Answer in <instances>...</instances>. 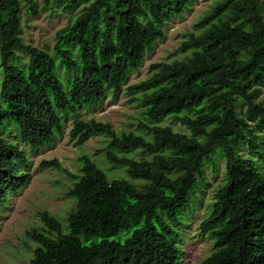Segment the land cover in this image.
Here are the masks:
<instances>
[{
  "label": "trees",
  "instance_id": "16d2710c",
  "mask_svg": "<svg viewBox=\"0 0 264 264\" xmlns=\"http://www.w3.org/2000/svg\"><path fill=\"white\" fill-rule=\"evenodd\" d=\"M196 0H43L79 9L56 34L51 52L23 41L21 14L37 15V0H0V130L32 150L54 143L64 120L80 108L117 99L144 55L165 37L166 22ZM171 62L150 65V76L127 88L142 107L144 133L117 134L109 124L75 119L68 133L75 146L91 136L109 139L105 158L125 170L108 180L89 157L67 196L75 207L67 229L41 215L45 233L28 236L37 247L27 264H182L175 225L190 202L204 165L225 161V179L211 211L199 224L214 251L199 264H264V170L251 158L264 138V0H214ZM21 56L27 57L23 61ZM65 71V81L59 72ZM131 100V101H133ZM246 106L243 115L237 107ZM170 119L189 134L159 125ZM139 150L143 155H128ZM18 144L0 138V214L30 175ZM45 168H60L55 160Z\"/></svg>",
  "mask_w": 264,
  "mask_h": 264
},
{
  "label": "rangeland",
  "instance_id": "374dc122",
  "mask_svg": "<svg viewBox=\"0 0 264 264\" xmlns=\"http://www.w3.org/2000/svg\"><path fill=\"white\" fill-rule=\"evenodd\" d=\"M213 2L214 0H196L181 14L168 20L163 27L165 37L156 41L151 50L144 55L143 63L138 70L130 73L119 97L112 99L111 95H108L98 105L80 108L76 115L64 120L63 134L57 135L52 145L32 150L15 139L13 129L5 132L0 130V138L18 144L24 150L27 163L18 162L17 169L30 175L28 184L19 192L11 194L1 210L0 264L29 263L37 244L28 236V232L45 233L42 214L46 213L53 217L66 231L67 215L75 207V200L67 196L73 183V178L68 173L80 174L81 157H89L106 174L108 180L123 178L128 180L123 168L111 166L105 158L104 150L109 139L104 135H94L81 146H75L68 137L72 122L78 118L83 121L94 120L109 124L117 134L144 133L138 124L140 122L152 124L143 117V109L139 102L133 100L141 97V94L130 95L127 88L148 78L151 74L149 70L151 64L171 62L180 58L178 47L191 32H198L195 25L208 13ZM43 4V0H37L38 14L35 16L25 13L23 7L20 36L25 43L51 52L57 32L73 23L79 9L64 12L61 3L51 2L48 7ZM21 58L23 61L27 59L25 56ZM67 75L64 70L59 72V77L63 81ZM258 100L264 103V89ZM245 110L244 104L237 107L239 115H243ZM159 125L170 126L177 133L189 134L185 126L170 119H164ZM257 134L260 138L259 150L264 154V138L260 132ZM240 151L243 157L253 159L259 170H264V159L258 155H250L246 145H243ZM128 156L140 159L145 155L136 150ZM51 160L57 161L60 168L40 166L41 162ZM224 172L225 161L217 156H213L211 162L204 165L203 179L198 182L187 208L181 212L180 221L174 227L179 235L177 243L182 264H199L214 251L213 240L207 233L200 232L199 224L211 211L215 192L224 182Z\"/></svg>",
  "mask_w": 264,
  "mask_h": 264
}]
</instances>
